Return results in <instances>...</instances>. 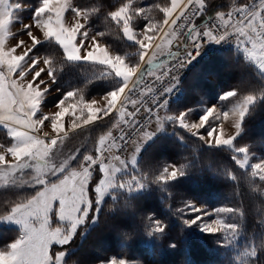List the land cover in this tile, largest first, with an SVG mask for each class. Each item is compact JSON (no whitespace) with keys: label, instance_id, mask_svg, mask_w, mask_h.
<instances>
[{"label":"snow or ice","instance_id":"1","mask_svg":"<svg viewBox=\"0 0 264 264\" xmlns=\"http://www.w3.org/2000/svg\"><path fill=\"white\" fill-rule=\"evenodd\" d=\"M207 5L206 0H168L164 5L153 4L151 8L162 13V19L156 20L150 15L151 9L137 7L136 0H122L115 10L107 13L106 19L115 22L123 37L137 50L121 54L101 44V38L106 36L104 31L90 34L89 21L100 13L98 6L89 9L74 5L72 0H40L31 19L20 22L13 32L14 22L20 20L18 10L30 5L19 0H0V125L9 138L7 146L0 143V181L27 175L34 184L41 186L35 195L10 207L6 219L20 224L22 233L6 249H0L3 264H61L65 252L53 256L51 243H68L77 225L88 216L92 206L89 185L94 172L99 173L95 186L97 201L117 187L133 193L155 185L170 196L171 182L198 165L191 160L187 163L177 161L145 172L140 170L138 163L144 145L169 125L172 131L179 127L209 148L229 150L239 169H250L247 174L250 183L255 185L252 191L264 203V187H261L264 185V157L251 163L256 156L253 146L241 142L247 135L248 118L264 100V77L258 86L241 83L225 91L220 97V109L215 105L207 107L198 119L193 118L195 109L192 108L168 114V94L179 84L180 71L199 55L205 42L219 43L233 38L245 59L264 73V0L246 3L231 0L227 11L217 10L203 20ZM69 12L74 15L66 19ZM197 17L203 22L198 23L194 19ZM137 20H142L139 30ZM34 29L42 32L43 39L34 34ZM17 35H26L31 43L19 39L10 46L9 38ZM46 41H54L62 49L63 60L101 66L99 77L114 78L119 81L118 86L100 100L86 99L84 88H73L53 106L56 111L43 112L41 106L57 71L52 59L34 52ZM132 56L136 58L134 61ZM41 64L45 67H40ZM133 94L137 98H133ZM148 96L152 99L146 102L143 97ZM145 103L149 106L145 107ZM114 114L117 120L113 128L119 130L118 137L112 130L100 135L93 152L85 153L74 167L70 164L79 155V148L58 158V153L62 154L65 116L74 117L75 128L79 126L78 120L88 125ZM46 121L53 131L41 135ZM122 125L130 130L125 131ZM133 133L137 135L135 140L130 139ZM178 138L184 139L183 136ZM129 145L132 146L130 156L114 154ZM206 167L215 172L211 162H206ZM125 169L130 170L129 174L119 175ZM223 173L232 182L237 181L233 171L225 168ZM57 201L60 219L71 222L68 233L61 226H51L49 213ZM177 212L183 225L198 224L203 232L218 234L221 237L218 242L223 245L238 241L244 232L241 220L245 210L239 205L209 209L195 200H184ZM260 223L264 226V219ZM143 226L146 234H158L161 239L169 227L155 213L145 214ZM169 247L175 248L176 243L169 241ZM262 248L264 243L257 244L253 237L244 247L243 259H247L248 264H257L254 258ZM101 264L141 262L112 257Z\"/></svg>","mask_w":264,"mask_h":264},{"label":"trees","instance_id":"2","mask_svg":"<svg viewBox=\"0 0 264 264\" xmlns=\"http://www.w3.org/2000/svg\"><path fill=\"white\" fill-rule=\"evenodd\" d=\"M19 2L30 5L17 13L19 16L28 17L39 6L40 0ZM121 2L122 0H72L76 6L100 8V13L93 15L89 21L92 29L90 34L104 31L106 36L102 37L101 41L114 53L132 54L137 50L135 45L123 37L115 22L106 19L107 13L115 10ZM167 2L168 0H136V6L151 9L150 15L160 20L162 13L151 6L164 5ZM237 2L246 3L249 0ZM206 3V12L213 15L217 10L227 11L231 0H206ZM139 24L142 26V20L136 21L137 27ZM34 52L41 57L52 59L53 66L57 68L56 78L49 87L51 94L44 100L47 106L59 102L63 95L73 88H84L87 99L93 95L105 94L119 84L114 78H100L101 66L63 60L62 49L54 41H46L37 46ZM131 59L134 61L136 58L132 56ZM185 75L182 95L171 101L179 103L182 108L202 102L217 101L221 104L222 101L218 100L221 93L241 83L258 86L264 77L254 64L237 52L234 44L201 59L197 65L190 67ZM116 120L114 114L111 118L73 131L71 136L83 137V143L89 144L90 152H93L99 136L109 131ZM246 127L247 135L241 142L252 144L254 152L264 154V100L256 106L246 122ZM87 128L89 130L86 133L79 134ZM178 136H183L184 139L180 140ZM8 139L6 130L0 127V143L7 146ZM231 155L227 149L209 148L203 141L179 127L175 131L170 127L169 131L159 134L145 146L138 157L141 171L148 172L150 169L162 168L166 163H187L190 160L198 167L171 182L168 189L170 196L155 185L133 193L117 187L112 189L99 209L91 185L92 206L89 216L78 228L74 238L61 247L66 252L63 264H99L110 257H126L142 264H248L247 259H243V250L247 243L253 237L257 244L264 243V226L260 223L264 219V203L252 191L255 185L250 183L247 174L250 171L239 169L232 161ZM206 162H211L215 172L207 169ZM225 168L237 175L236 182L224 175ZM129 171L121 176L128 175ZM151 178L149 175V179ZM96 181L97 178L93 177L91 184ZM40 189V185L19 188L7 185L0 188V217L10 211L11 205L30 198ZM184 200H195L212 209L222 205L242 206L245 210V217L241 220L245 225L243 234L233 244L223 245L218 242L221 239L218 234L202 232L196 225H183L177 209L182 206ZM96 209L98 211L94 215ZM147 213H155L157 218L168 223L169 227L163 239L159 238L158 234L145 233L143 225ZM94 216L96 220L91 224ZM19 235V228L0 224V249H6ZM169 241L175 242L176 247H169ZM254 259L257 264H264V248Z\"/></svg>","mask_w":264,"mask_h":264},{"label":"rangeland","instance_id":"3","mask_svg":"<svg viewBox=\"0 0 264 264\" xmlns=\"http://www.w3.org/2000/svg\"><path fill=\"white\" fill-rule=\"evenodd\" d=\"M72 15H74V14H71V15H70V14L67 13V14H66V19L70 18ZM18 16H19V15H18ZM19 17H20V20L14 22V26H13V28H12V31H13V32H16V31H17V28L19 27L18 24H19L20 22H27L28 20L31 19L32 15H31V16H28V17H23V16H19ZM81 22H84V21L81 20ZM137 30H139L138 27H137ZM178 30H179V29H178ZM33 31H34V34L38 35L41 39H43V35H42V32H41V31L36 30V29H34ZM19 39H23V40H25L28 44L31 43L30 39H29L26 35H17V36L14 37V38H13V37H10L9 40H8V44H9L10 46H14L15 43H16V41L19 40ZM159 42H160V41L157 39V40H156V43H159ZM101 44H106V43L103 42V41H101ZM233 44H234V47L237 49V52H239L241 55L244 56L243 51L237 46V44H236L235 41H234ZM109 50H110L111 52H113V51L111 50L110 47H109ZM18 51H19V50H18ZM113 53H114V52H113ZM38 56H39V55H38ZM244 57H245V56H244ZM164 58H165V57H161V59H164ZM249 62H250V61H249ZM40 67H45V65L41 64ZM263 74H264V73H263ZM185 76H186V75H185ZM45 79H47V77H45ZM183 80H184V76H183V78H182V80H181V85H182V87H183ZM182 90H183V89H182ZM50 94H51V92H50V90L48 89V92H47V94H46L45 99H46L47 96H49ZM105 94H106V93H105ZM105 94H102V95H93V96L88 97L87 99L95 98V99H97V100H100L101 97H102L103 95H105ZM180 95H182V92H181ZM222 95H223V93H221V94L219 95L218 100H220V97H221ZM133 98H136V94H133ZM175 101H176V100H175ZM57 103H58V102H57ZM57 103H55V104H57ZM55 104H54V105H55ZM54 105L47 106V105H45L44 102H43V105H42L41 107H42L43 112H45V113H51V112H54V111L57 110L56 108L53 107ZM213 105H215V106L217 107L218 110L220 109V103H218L217 101H215V102H204V103L202 102V103L195 104V105H193V106H191V107H188V108L195 109V111L193 112L192 115H193V118H194V119H198L200 115H203V112H204V110H205L207 107H211V106H213ZM98 106H99V105H98ZM129 108H131V107H129ZM185 109H186V108H182V106H180L179 103H175V102L173 101V103H172V102L169 103V113H168V114H175L176 112L184 111ZM163 114H164V113L162 112L161 115H163ZM77 116H79V113H77ZM73 119H74V117H72L71 115L65 116V117L63 118L64 132L61 134L62 137H63L62 154H59V153H58V158L62 159L64 156H67L71 151H73V150L79 148V155L77 156L76 160L73 161V162L70 164V167H74V166L76 165V163H78V161L80 160V158H81L85 153H86V154H87V153H91V152H90V149H89V144L86 145L85 143H83V142H84V141L82 140L83 137H80V136H77V135H75V136H71V135H73L72 133H74L73 131H75V130H79V129H81V128H85L86 126H89V125H91V124H94V123H91V124H88V125H84L82 120H78L77 123H78L79 126L74 128V127H73V124H72ZM0 127L4 128L2 125H0ZM122 127H124L125 129L127 128V126H123V125H122ZM170 127H171V125L167 126V127H166V130H165L164 132L160 133V134H163V133L169 131V130H170ZM4 129H5V128H4ZM5 130H6V129H5ZM88 130H89V128L84 129V130H82L83 132H81V133H79V134L86 133ZM110 130H112L114 136H117V137H118V135H117V131H118V129H114V128L112 127V128H110ZM226 130H227V123H226ZM52 131H53V130H52V128H51V124H50V122H47V121H46V122H45V125H44L43 128H42V132H41L40 134H41V135H44L45 133H51ZM202 131H204V130H202ZM79 134H78V135H79ZM158 135H159V134H158ZM153 140H154V139H153ZM153 140H151V141H153ZM151 141L147 142V143L144 145V147L141 149V151H142V150L145 148V146H146L147 144H149ZM203 143H204V142H203ZM204 144H205V143H204ZM205 145H206V144H205ZM0 151H2V149H0ZM131 151H132V146L129 145L128 147L124 148V149H123L122 151H120V152H114V154H116V155H121V156H130ZM252 151H254V150H252ZM140 153H141V152H140ZM255 153H256V152H255ZM139 155H140V154H139ZM138 157H139V156H138ZM260 157H264V154L256 153V156L253 157V160L251 161V163L258 162V159H259ZM9 159H11V157H9ZM127 170L129 171V169L122 170V172H121L119 175L126 174L125 172H128ZM248 170L250 171V169H248ZM98 175H99L98 172H94L93 177L98 178ZM96 182H97V181H96ZM96 182L93 183V184H91V182H90V185H89V195H90V186L92 185L91 187H92V190L94 191V200H95V202L98 204V205H97V209H99V206L101 205V203L103 202V200L109 195V193H110V192L112 191V189H114V188L110 189L108 192L105 193L103 200H101V201H97V198H96V195H97V194L95 193ZM7 185H10V186L15 187V188L24 187V186H28V187H36V186H38L37 184H34V183L32 182V180H31L30 176H27V175L24 176L23 178H21V177H15V178H13V179L10 180V181H0V188H2V187H6ZM40 190H41V189H40ZM40 190H39V191H40ZM197 203H198V202H197ZM198 204H200V203H198ZM208 208H209V207H208ZM97 209H96V211L94 212V215L97 214ZM209 209H212V208H209ZM89 213H90V211H89ZM89 213H88V216H89ZM7 214H8V213H7ZM7 214H4L3 216L0 217V224L11 225V226H15V227L19 228V230H20V235H21V233H22V226H21L20 224H18V223H15V222H13V221H9L8 219H6ZM49 216H50V223H51V226H52V227L61 226V227H63L65 233H68V232L70 231V228H71V222H70V221H67V220H61L60 217H59V214H58V201L54 203V206H53V208L51 209V211H50V213H49ZM88 216L85 217V218H83V222L77 225L76 230H75V233L72 235L71 240L74 238V236H75V234H76L78 228H79L80 226H82V225L87 221ZM95 220H96V217L94 216V218H92V220H91V221H92L91 224H93V222H95ZM196 226L199 227L198 224H196ZM199 230L202 231L200 227H199ZM202 232H203V231H202ZM20 235H19V236H20ZM71 240H70V241H71ZM70 241H69V242H70ZM69 242H68V243H69ZM66 244H67V243H66ZM63 245H65V244H59V243H57V242H55V241H53V242L51 243V249H50V250H51V253L53 254V256H55V254H56L57 252H60V251L65 252V250L61 249V247H62ZM65 254H66V252H65ZM64 257H65V256H64ZM110 258H112V257H110ZM117 258H120V257H117ZM63 259H64V258H63ZM131 260H132V259H131ZM105 261H107V260H105ZM137 261H138V260H137ZM0 264H3V261H2V260H0ZM61 264H63V261L61 262ZM99 264H101V262H100ZM141 264H142V263H141Z\"/></svg>","mask_w":264,"mask_h":264},{"label":"built area","instance_id":"4","mask_svg":"<svg viewBox=\"0 0 264 264\" xmlns=\"http://www.w3.org/2000/svg\"><path fill=\"white\" fill-rule=\"evenodd\" d=\"M209 16H212L211 14H208L207 12L205 13V16L203 18V20H207L209 18ZM197 20L198 23H202L203 20H199V18H194ZM180 39L182 40L183 37L181 36ZM234 39L229 37L226 38L225 40L220 41L219 43L215 42V41H208L205 42L202 46V50H200L199 55L196 56L191 63H189L185 68H183L180 71V75H179V84L177 85V87L168 94L167 99H168V104L169 102H171L172 100L176 99L181 91H182V85H181V80L183 78V76L186 74V72L189 70L190 67L197 65L201 59L209 56L210 54H212L214 51L225 48L227 46H230L234 43ZM173 51H175V47H173L172 49ZM137 98V96H136ZM143 99L147 102V101H151L152 97L148 96V97H143ZM149 106L147 103H145V107ZM129 111H131V108H129ZM141 115H143V112L141 113ZM137 119H139V117H137ZM125 131H129L130 129L127 127L126 129L124 128ZM117 135L119 136V130L117 131ZM130 139L135 140L137 139V135L135 133H133L132 137H130Z\"/></svg>","mask_w":264,"mask_h":264}]
</instances>
